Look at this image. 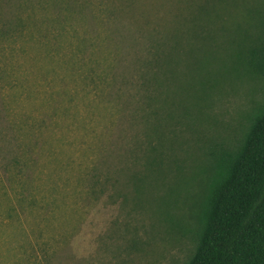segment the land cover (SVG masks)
<instances>
[{"label":"rangeland","instance_id":"374dc122","mask_svg":"<svg viewBox=\"0 0 264 264\" xmlns=\"http://www.w3.org/2000/svg\"><path fill=\"white\" fill-rule=\"evenodd\" d=\"M259 52L264 0H0V264H186Z\"/></svg>","mask_w":264,"mask_h":264},{"label":"trees","instance_id":"16d2710c","mask_svg":"<svg viewBox=\"0 0 264 264\" xmlns=\"http://www.w3.org/2000/svg\"><path fill=\"white\" fill-rule=\"evenodd\" d=\"M255 67L264 74V52ZM186 264H264V107L242 147L218 164L198 243Z\"/></svg>","mask_w":264,"mask_h":264}]
</instances>
